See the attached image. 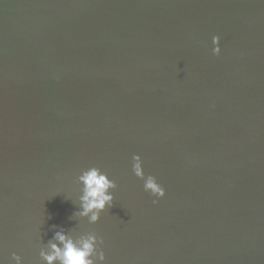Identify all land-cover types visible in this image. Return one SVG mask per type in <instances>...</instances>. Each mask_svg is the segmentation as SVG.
I'll return each instance as SVG.
<instances>
[{"label":"water","instance_id":"95a60500","mask_svg":"<svg viewBox=\"0 0 264 264\" xmlns=\"http://www.w3.org/2000/svg\"><path fill=\"white\" fill-rule=\"evenodd\" d=\"M93 166L94 225L70 219ZM57 229L105 264H264V0H0V262Z\"/></svg>","mask_w":264,"mask_h":264},{"label":"clouds","instance_id":"9594fccd","mask_svg":"<svg viewBox=\"0 0 264 264\" xmlns=\"http://www.w3.org/2000/svg\"><path fill=\"white\" fill-rule=\"evenodd\" d=\"M221 38L212 37V54L220 56ZM132 173L143 181V189L150 193L156 200L163 199L166 195L164 188L158 183L156 177L145 176L143 162L139 155L132 157ZM76 183L80 185L78 197V210L73 213V218H82L89 224H97L101 214L112 207L117 185L109 174L98 167H89L78 175ZM156 200L153 203H156ZM55 228L56 226H52ZM104 240L95 233L89 232L73 235L70 230L57 229L52 237L43 243L39 250L41 264H105L103 251ZM11 260L14 264H24L21 256L13 253ZM2 264V262H0Z\"/></svg>","mask_w":264,"mask_h":264}]
</instances>
